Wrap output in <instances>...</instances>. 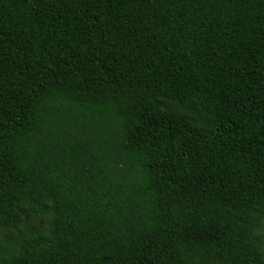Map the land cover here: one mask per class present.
Listing matches in <instances>:
<instances>
[{
  "label": "trees",
  "instance_id": "trees-1",
  "mask_svg": "<svg viewBox=\"0 0 264 264\" xmlns=\"http://www.w3.org/2000/svg\"><path fill=\"white\" fill-rule=\"evenodd\" d=\"M264 0H0V264H264Z\"/></svg>",
  "mask_w": 264,
  "mask_h": 264
},
{
  "label": "rangeland",
  "instance_id": "rangeland-1",
  "mask_svg": "<svg viewBox=\"0 0 264 264\" xmlns=\"http://www.w3.org/2000/svg\"><path fill=\"white\" fill-rule=\"evenodd\" d=\"M259 231L262 235H264V220L262 221V225L259 227Z\"/></svg>",
  "mask_w": 264,
  "mask_h": 264
}]
</instances>
